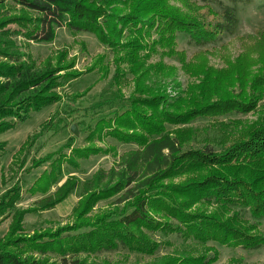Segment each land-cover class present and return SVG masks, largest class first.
Wrapping results in <instances>:
<instances>
[{"label":"trees","instance_id":"trees-1","mask_svg":"<svg viewBox=\"0 0 264 264\" xmlns=\"http://www.w3.org/2000/svg\"><path fill=\"white\" fill-rule=\"evenodd\" d=\"M179 1L194 4L180 10L171 0H0V136L61 103L58 91L83 76L73 71L75 60L66 62V51L58 55L55 65L49 61L40 66L24 51L30 43L54 42L60 29L93 35L115 55L116 73L104 91L108 99L97 108L117 107L88 127L86 146L75 149V138H70L56 153L32 161L31 169L48 164L29 190L33 197H41L32 207L18 208L19 184L0 197V224L11 219L7 235L0 240V264H99L101 256L113 253L121 258L100 264H129L132 255L150 259L143 264H215L219 254L207 247L212 243L247 251L264 249L260 231L264 221V35L257 47L260 70L253 75L246 72L245 56L216 71L202 58L207 53L189 61L177 45L180 35L201 49L234 35L239 27L238 6L254 0ZM12 25L17 28L11 29ZM153 35L157 41H151ZM159 50L163 59L178 62L198 83L186 91L180 89L177 97L157 88L156 80L170 78L174 71L161 63L148 64ZM104 59L88 72L99 68L107 78L110 69ZM129 75L136 89L125 99L120 88ZM250 114L257 119L217 123L221 118ZM53 120L27 140L20 156L29 155ZM201 120L221 126L223 136L216 145L195 148L192 138L185 137L191 134L190 126ZM106 139L137 149L82 185L71 223L26 234L28 215L54 210L78 189L80 181L75 176L59 186L65 164L79 170L80 161L94 156L118 158L114 148L97 146ZM6 147L0 142V167ZM112 199L116 200L109 208L97 211L100 203ZM158 236H174L207 249L199 255L160 256L170 243L157 240Z\"/></svg>","mask_w":264,"mask_h":264},{"label":"rangeland","instance_id":"rangeland-1","mask_svg":"<svg viewBox=\"0 0 264 264\" xmlns=\"http://www.w3.org/2000/svg\"><path fill=\"white\" fill-rule=\"evenodd\" d=\"M171 4L180 10H186L187 6H192L194 3L171 0ZM201 5L198 4V7L202 8ZM238 9L239 27L234 35H225L216 44L208 45L202 49L190 45L188 38L180 35L177 40L178 51L186 52L189 61H193L201 52L207 53L202 58H204L210 68L216 71L227 68V66L236 63L239 57L245 56L246 72L250 71V74L253 75L254 72L260 70L258 63L260 52L257 47H260L264 35V0H254L249 5L241 4L238 6ZM202 12L205 13L206 9H203ZM10 27L11 29L17 28L15 25ZM20 40L23 42L22 38ZM157 40V36L153 35L151 41ZM24 51L29 53L39 66L47 64L49 61L50 64L55 65L58 55L66 51L68 53L66 62L70 63V61L75 60L76 63L73 71L83 74L82 77L70 82L58 91L62 95L61 103L33 114L28 121L19 124L15 130L0 136V142L7 144L6 151L1 157L0 197L16 184H19L22 189V201L18 204V208L25 210L32 207L41 199L40 196L33 197L30 195L29 190L36 179L48 169V164L38 169H31L32 161L40 160L51 153H56L70 138H75V149L86 146L85 139L89 133L88 127L93 128L103 113L109 114L116 110L117 107L110 108L106 106L102 109L97 108L98 105H102L108 99V94L104 91L107 89L112 77H114L116 69L113 66L115 55L93 35L83 33L73 34L66 29H60L57 30L54 42L30 43L29 47L25 48ZM161 53L162 51L159 50L158 54H155L148 64L157 66L161 63L167 69L172 68L174 71L170 78L162 77V79L156 80L158 81L156 84L157 88L162 87V89L166 90L168 96L177 97L181 90L186 91L190 84L198 83L195 78L185 73L178 62L172 61L167 57L163 59ZM102 57H105V63L109 65L108 68L110 69L107 78H103V72L99 68L92 73L88 72ZM196 62L194 61V63ZM122 69L127 70L128 68L124 66ZM120 89L125 99L133 96L136 85L130 75L125 78ZM53 118V122H55L51 129L42 134L29 155L23 154L20 156L19 152L27 140L43 132V126ZM255 119H257V116L253 114L247 116H229L225 119H219L220 122L217 123L228 124L235 121L246 122ZM215 123L209 120L198 121L190 126V129H192L191 134L186 133L185 137L192 138L191 141L193 143L191 145L195 148H201L207 143L216 145L222 139L223 131L221 126ZM73 126L76 127L79 133L78 136H75L71 132ZM97 146L103 149L114 148L118 158L112 154L108 156H94L89 160L80 161L79 170L65 164L63 180L59 186L67 178L75 176L80 181L78 189L73 192L67 201L54 210L37 215H28L24 222L26 234L32 235L36 231L55 230L58 227L71 223L72 212L81 199L82 185L91 180L99 171H110L121 156L137 149L135 146L120 145L112 139H106L103 143H97ZM65 153L69 155L70 150H66ZM23 159L26 162L22 168L21 162L24 161ZM52 191L55 192L56 188ZM115 200L112 199L100 203L96 208L97 211L109 208ZM10 224L11 219L9 218L0 224V240L7 235ZM260 231L264 234V221L261 223ZM156 239L170 243V246L162 249L160 256L173 254L174 252L199 255L207 247H213L219 254L218 261L215 264H264V249L247 251L243 248H227L213 243L204 247L184 242L174 236L168 238L158 236ZM101 258V260H97V263L100 264L104 259L116 261L121 258V255L119 253L105 254ZM148 261H150L149 258L132 255L128 263L143 264Z\"/></svg>","mask_w":264,"mask_h":264},{"label":"water","instance_id":"water-1","mask_svg":"<svg viewBox=\"0 0 264 264\" xmlns=\"http://www.w3.org/2000/svg\"><path fill=\"white\" fill-rule=\"evenodd\" d=\"M71 132H72L75 136H78V135H79V133H78V131H77V129H76L75 126L72 127Z\"/></svg>","mask_w":264,"mask_h":264}]
</instances>
